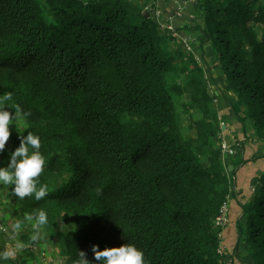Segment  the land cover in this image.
<instances>
[{
	"label": "trees",
	"instance_id": "16d2710c",
	"mask_svg": "<svg viewBox=\"0 0 264 264\" xmlns=\"http://www.w3.org/2000/svg\"><path fill=\"white\" fill-rule=\"evenodd\" d=\"M155 1L0 0V95L13 92L31 113L9 142L15 150L20 134L41 135L40 180L50 189L44 200L21 201L8 186L9 204L17 219L47 210V241L69 264L79 250L93 259V244L126 242L142 248L149 264H226L220 233L228 224L216 217L234 198L235 262L264 264V171L243 200L235 197L216 94L191 40L180 35H202L199 49L209 45L225 89L238 99L226 94L244 140L264 139V0H195V25L176 33L153 20ZM163 41L183 50L173 53ZM181 76V85L173 81ZM66 219L75 227L60 226ZM21 240L28 243L29 233ZM240 241L251 260L241 258Z\"/></svg>",
	"mask_w": 264,
	"mask_h": 264
},
{
	"label": "rangeland",
	"instance_id": "374dc122",
	"mask_svg": "<svg viewBox=\"0 0 264 264\" xmlns=\"http://www.w3.org/2000/svg\"><path fill=\"white\" fill-rule=\"evenodd\" d=\"M194 1L195 0H156L155 5L157 17L153 20L157 22L159 21L163 24V26H166L173 33L181 30V26H184L185 24H188V26L192 28L195 25V22L192 21L193 15L191 14ZM149 10L152 12L151 9ZM181 32L182 33L180 35L183 36L184 39L191 40L190 47L195 55V59L200 60L203 63L204 76L208 89L211 93L215 92L216 94V97L213 98L212 101V107L214 108L215 113H217V116L222 119L221 121L224 119V122H221V127L223 124L225 125V128L223 130L221 129V132L218 134V136H220L221 139L224 138L229 145L231 153L234 152L232 155L225 154L222 157L224 172L228 170L230 173H232V176L235 178V197H237L239 200H243L253 189L252 187L255 185V177L258 176L260 172L264 171V158L258 159L260 155L264 154V139L255 137L251 141L244 140V134L242 133L243 127H240L241 123L238 120L236 111L230 104V98H227L226 94L228 96L234 97V100L238 99L233 92L225 89L224 78L217 72V62L213 61V52L211 48L208 44H206L202 51L199 49V43L202 40V35L198 31L187 30L185 32ZM258 34L261 36L260 30L258 31ZM163 42L165 45H168V48L173 53L176 52L177 54V52L180 51L179 49L183 50L180 43L172 44V42ZM177 59L181 61L180 58ZM221 77L223 81H221ZM212 79L214 81H212ZM173 81H176L181 85L182 82H185V79L184 76H181L179 79H173ZM188 99V94L185 96L183 95L179 103H186ZM235 108L238 110V115L240 117L246 118L245 106L242 104H236ZM178 114L182 117V114ZM22 123L23 119L19 118L17 121V131L19 130ZM246 126L250 128L247 132L250 134L253 133L251 122L246 121ZM10 127L12 129V135L10 137L11 140L12 136L18 132L16 131L15 125ZM240 141L245 142V144L240 143ZM11 151H14V147L10 145V142H8L5 151L0 153V167L7 165ZM235 205L236 200L231 198L229 205H227L229 215H238L240 213V209ZM12 208L13 207L9 204L8 186L4 187V185H0V222L3 225H6L7 229L6 234L3 236L0 235V251L12 247L16 240L22 241V234L29 233V238L33 234V229L31 224H29L27 227H23L24 229L19 235L16 236L15 240L9 238L11 233V225L17 219L12 211ZM227 224L228 227L223 229L220 233V237L224 242L222 250L223 253L226 254V256L223 257V261L226 264H239L238 262H235L234 259V248L237 237L235 221L231 220L229 217ZM62 225L66 229L75 227L68 219H66L60 226ZM48 238V233L42 229L41 236L38 241H32L31 239L28 243L22 241L25 244V248L15 260L10 261L12 264H20L22 260H25L27 264H69L68 259L58 256L56 249L52 248L53 245L47 241ZM4 241H13L14 244L7 248L5 247ZM26 250H28L27 253ZM239 251L241 258L251 260L250 252L244 248V245L241 241L239 242Z\"/></svg>",
	"mask_w": 264,
	"mask_h": 264
},
{
	"label": "clouds",
	"instance_id": "9594fccd",
	"mask_svg": "<svg viewBox=\"0 0 264 264\" xmlns=\"http://www.w3.org/2000/svg\"><path fill=\"white\" fill-rule=\"evenodd\" d=\"M30 115V112L23 111L21 105L14 100L13 92H5L0 95V153L5 151L12 135L10 126L15 125L17 131L19 118ZM18 138L19 146L10 152L7 165L0 167V185L12 186L11 195L21 201L26 197L33 198L35 201L44 200L49 195L50 189L47 183L40 180L47 160L46 155L41 151V135L27 131V135L20 134ZM25 222L30 223L33 229L30 239L38 241L42 229L49 224L48 211L38 208L26 213L23 219H16L11 225L10 239L15 240L23 230ZM4 226L6 227V225ZM6 232L0 233V235H4ZM24 248L25 244L16 240L12 247L0 251V264L15 260ZM91 252L93 259L90 260L85 251L79 250L78 258L73 261V264H149L144 250L131 242L123 243L118 247L106 246L103 249H100L99 245L93 244Z\"/></svg>",
	"mask_w": 264,
	"mask_h": 264
},
{
	"label": "built area",
	"instance_id": "2783aa9c",
	"mask_svg": "<svg viewBox=\"0 0 264 264\" xmlns=\"http://www.w3.org/2000/svg\"><path fill=\"white\" fill-rule=\"evenodd\" d=\"M235 147V146H233ZM220 148H221V152L223 154H228V155H232L233 153H231L230 149H229V145L227 144V142L225 141L224 138L221 139L220 142ZM231 153V154H229ZM228 206L227 203H224L221 208H220V212L219 215L216 217V224L217 225H226L228 223V210H227ZM6 232V227L0 222V233H5Z\"/></svg>",
	"mask_w": 264,
	"mask_h": 264
},
{
	"label": "water",
	"instance_id": "95a60500",
	"mask_svg": "<svg viewBox=\"0 0 264 264\" xmlns=\"http://www.w3.org/2000/svg\"><path fill=\"white\" fill-rule=\"evenodd\" d=\"M150 12H151V11L149 10V11L147 12V15H149ZM224 128H225V125L223 124L222 127H221V129L223 130Z\"/></svg>",
	"mask_w": 264,
	"mask_h": 264
},
{
	"label": "crops",
	"instance_id": "0c3cea01",
	"mask_svg": "<svg viewBox=\"0 0 264 264\" xmlns=\"http://www.w3.org/2000/svg\"><path fill=\"white\" fill-rule=\"evenodd\" d=\"M168 1V0H167ZM166 9V8H165Z\"/></svg>",
	"mask_w": 264,
	"mask_h": 264
}]
</instances>
